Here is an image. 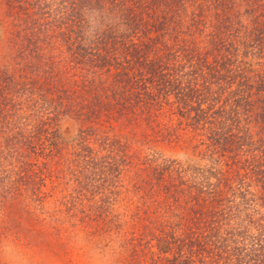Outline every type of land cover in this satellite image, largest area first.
<instances>
[{"label": "trees", "instance_id": "16d2710c", "mask_svg": "<svg viewBox=\"0 0 264 264\" xmlns=\"http://www.w3.org/2000/svg\"><path fill=\"white\" fill-rule=\"evenodd\" d=\"M0 54V158L69 120L67 175L162 264H264V0H0Z\"/></svg>", "mask_w": 264, "mask_h": 264}, {"label": "rangeland", "instance_id": "374dc122", "mask_svg": "<svg viewBox=\"0 0 264 264\" xmlns=\"http://www.w3.org/2000/svg\"><path fill=\"white\" fill-rule=\"evenodd\" d=\"M13 116L15 127L22 130L34 120L31 107ZM44 128L47 134L40 144L48 152L46 159L19 154L0 158V264H162L141 235L145 222L131 221L133 210L125 211L121 190H115L118 197L108 204L99 203L98 192L88 194L86 186H76L67 175L72 145L60 143L59 137L70 136L72 123L47 122ZM155 150L200 163L184 146ZM115 183H123L122 178ZM150 210L142 213L148 220Z\"/></svg>", "mask_w": 264, "mask_h": 264}]
</instances>
